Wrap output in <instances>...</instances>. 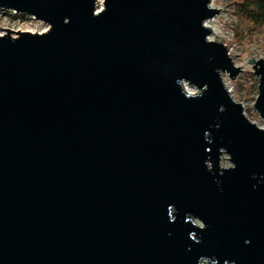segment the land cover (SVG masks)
<instances>
[{
  "label": "water",
  "instance_id": "obj_1",
  "mask_svg": "<svg viewBox=\"0 0 264 264\" xmlns=\"http://www.w3.org/2000/svg\"><path fill=\"white\" fill-rule=\"evenodd\" d=\"M102 1L0 0L49 25L0 34V264H264V127L221 9Z\"/></svg>",
  "mask_w": 264,
  "mask_h": 264
},
{
  "label": "rangeland",
  "instance_id": "obj_2",
  "mask_svg": "<svg viewBox=\"0 0 264 264\" xmlns=\"http://www.w3.org/2000/svg\"><path fill=\"white\" fill-rule=\"evenodd\" d=\"M247 0H218L216 6L220 7V22L217 25L222 32L220 35H213L215 41L224 43L235 66L241 68V72L232 79L229 72H223L222 77L226 86L231 91L234 99L242 103L246 116L260 127H264V118L255 107V102L259 95L260 77L256 74L254 63L248 61L261 58L264 59V26L249 19L245 13ZM103 5L99 4L97 10H102ZM218 10V9H217ZM14 18L11 13L0 9V33L5 34L6 29L14 31L39 32L49 29V25L41 20L23 17L24 22H12ZM222 27V28H221ZM3 28V29H1ZM16 32L13 33L16 36ZM187 84V83H186ZM191 93H196L197 89L191 85ZM185 90H187L185 88ZM188 91V90H187ZM189 92V91H188ZM229 156H222V166H231Z\"/></svg>",
  "mask_w": 264,
  "mask_h": 264
},
{
  "label": "trees",
  "instance_id": "obj_3",
  "mask_svg": "<svg viewBox=\"0 0 264 264\" xmlns=\"http://www.w3.org/2000/svg\"><path fill=\"white\" fill-rule=\"evenodd\" d=\"M246 4L245 13L249 19L264 26V0H247Z\"/></svg>",
  "mask_w": 264,
  "mask_h": 264
},
{
  "label": "bare ground",
  "instance_id": "obj_4",
  "mask_svg": "<svg viewBox=\"0 0 264 264\" xmlns=\"http://www.w3.org/2000/svg\"><path fill=\"white\" fill-rule=\"evenodd\" d=\"M218 0H211V7L214 9H220V7L216 6ZM99 4L103 5V1L99 0ZM221 14L211 17L209 19H207L205 21V26L207 28H210V30L212 31L209 35V39L212 41H215V39L212 37L213 35H220V33L222 32V30H220V27L217 25V23L220 22L221 19ZM222 28V27H221ZM1 34V33H0ZM230 56H232V52L230 51ZM190 86H188V84H185V88L191 93V90L189 88Z\"/></svg>",
  "mask_w": 264,
  "mask_h": 264
},
{
  "label": "built area",
  "instance_id": "obj_5",
  "mask_svg": "<svg viewBox=\"0 0 264 264\" xmlns=\"http://www.w3.org/2000/svg\"><path fill=\"white\" fill-rule=\"evenodd\" d=\"M8 12H10L11 15H12V17L14 18V19L12 20V22H16V21H18V22L21 23V22H24V21H25V20H22V19H23V14L18 13V12L14 11V10H11V11H8ZM24 16L29 17L30 19L38 20L37 18H35V17L32 16V15H24ZM47 30H48V29H47ZM47 30L39 31V33L45 32V31H47Z\"/></svg>",
  "mask_w": 264,
  "mask_h": 264
}]
</instances>
